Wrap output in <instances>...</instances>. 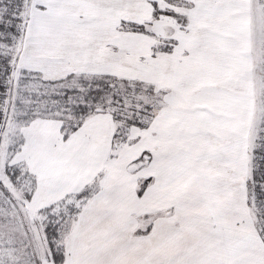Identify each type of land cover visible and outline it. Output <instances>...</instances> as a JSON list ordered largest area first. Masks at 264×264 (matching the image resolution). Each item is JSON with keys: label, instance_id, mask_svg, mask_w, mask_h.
I'll list each match as a JSON object with an SVG mask.
<instances>
[{"label": "snow or ice", "instance_id": "1", "mask_svg": "<svg viewBox=\"0 0 264 264\" xmlns=\"http://www.w3.org/2000/svg\"><path fill=\"white\" fill-rule=\"evenodd\" d=\"M0 264H264V0H0Z\"/></svg>", "mask_w": 264, "mask_h": 264}]
</instances>
